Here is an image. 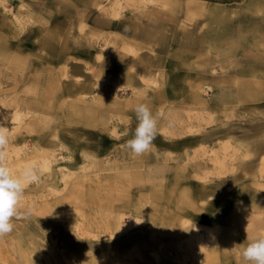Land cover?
I'll return each mask as SVG.
<instances>
[{"label": "rangeland", "instance_id": "rangeland-1", "mask_svg": "<svg viewBox=\"0 0 264 264\" xmlns=\"http://www.w3.org/2000/svg\"><path fill=\"white\" fill-rule=\"evenodd\" d=\"M253 1L0 0L6 163L42 168L0 264H248L264 236V98L236 93L239 78L264 82V67L248 71L264 49ZM210 15L225 20L216 40ZM141 103L158 134L134 156Z\"/></svg>", "mask_w": 264, "mask_h": 264}, {"label": "clouds", "instance_id": "clouds-1", "mask_svg": "<svg viewBox=\"0 0 264 264\" xmlns=\"http://www.w3.org/2000/svg\"><path fill=\"white\" fill-rule=\"evenodd\" d=\"M137 125L127 148L134 156H141L153 148L158 134V119L146 104L134 108ZM9 129L0 124V239L14 230L13 220L20 216L19 205L25 187L40 179L42 168L35 162L25 165L19 173H14L6 163ZM248 264H264V236H257L242 252Z\"/></svg>", "mask_w": 264, "mask_h": 264}, {"label": "bare ground", "instance_id": "bare-ground-1", "mask_svg": "<svg viewBox=\"0 0 264 264\" xmlns=\"http://www.w3.org/2000/svg\"><path fill=\"white\" fill-rule=\"evenodd\" d=\"M257 1H259V3H260V0H256V2H254V6L255 7H260V4L257 2ZM131 2V1H130ZM247 5H248V3H247ZM262 6H264V5H262ZM247 7V6H246ZM228 8V7H227ZM251 8H252V6H251ZM261 8V7H260ZM232 9V8H231ZM212 10V9H211ZM215 9H213L212 11H214ZM217 10V9H216ZM223 10V9H222ZM251 10V9H250ZM227 11V10H226ZM215 12V11H214ZM218 12V11H217ZM216 12V13H217ZM220 12H222L223 13V11H220ZM220 12H218V13H220ZM225 12V11H224ZM235 12V11H234ZM221 13V14H222ZM228 13H229V11H228ZM260 13V12H259ZM252 14H254L253 13V10H252ZM213 15H215V13L213 14ZM219 16H220V14H218ZM135 16V15H134ZM149 16V15H148ZM159 16V15H158ZM212 15H210V17H211ZM217 16V15H216ZM234 16H235V14H234ZM255 16H256V14H255ZM145 17V16H144ZM157 17V16H156ZM214 18H212V20L211 21H213V24H214V26H212V28H211V32H213V35H214V39L216 40V38H218L217 37V35L218 34H215V33H218V29L220 28V26H219V24L220 23H222V22H224L225 20L224 19H220L219 17H215V16H213ZM231 17H233V16H231ZM211 18H209V19H211ZM110 21H112L113 23L116 21V23H118V21H120V20H110ZM172 21H173V18H172ZM115 23V24H116ZM209 23V22H208ZM211 23V22H210ZM119 24V23H118ZM209 26V25H208ZM211 27V26H210ZM254 28H257L258 27V24H256V25H254L253 26ZM129 29V28H128ZM131 30V29H130ZM207 30H209V29H207ZM215 32V33H214ZM250 32H252V31H250ZM222 32H220L219 33V37H220V34H221ZM136 37L137 38H139V39H144V41L143 42H145L146 44H149V45H152V46H157V45H160V48L161 47H165V42H164V40H163V38H159V39H162V41L161 42H157V40H151L150 41V39H149V41H147L144 37H142V35L141 34H139L138 33V31L136 32ZM262 40H264V34H262L261 35V37H260ZM256 39H257V36H256ZM258 40H259V37H258ZM130 41V40H129ZM135 43V42H134ZM152 48V47H151ZM262 48H264V45H262ZM152 50V49H151ZM142 53H140V55H141ZM254 55L255 54H257L258 55V58H256V62H255V65L253 66L254 68H252V69H250V71L251 72H255V71H257L258 70V68L260 67V66H264V62H262V57H261V54H264V49H262L261 51H258V52H255V53H253ZM142 57H145V56H140L139 58H142ZM254 61V60H253ZM252 61V62H253ZM119 62V61H118ZM113 63V62H112ZM138 64V63H137ZM175 64V63H174ZM166 68V67H165ZM70 72V71H69ZM155 74V73H154ZM62 76V75H61ZM71 76V75H70ZM69 76V78H71ZM75 77V76H74ZM62 78V77H61ZM78 78V77H77ZM88 78V77H87ZM140 78V77H139ZM175 78H177V74L175 75V77H173V80H174V82L176 83V84H178V83H180V82H177V80L175 79ZM72 80V79H71ZM198 81V80H197ZM148 83H150V80H149V82ZM73 84V83H72ZM77 84V83H76ZM81 84V83H80ZM145 86V85H144ZM239 86L240 87H238L237 88V91H236V93H238V95H240L242 98H244V99H250V100H252L253 101V103H256L258 100H260V99H262V98H264V82H260V83H252V82H247V81H240L239 82ZM67 87V86H66ZM80 87V86H79ZM114 87V86H113ZM93 88H95V87H93ZM145 88H146V86H145ZM141 89H143V88H141ZM155 89V88H154ZM153 89V90H154ZM141 91V90H140ZM79 92H81V91H79ZM85 92V91H84ZM153 94V93H152ZM147 95V94H146ZM99 98V97H98ZM98 98H97V100H98ZM146 98H148V96H146ZM137 102V101H136ZM97 104V103H96ZM95 104V105H96ZM100 104V103H99ZM104 105V104H103ZM262 106H264V102H262V104H261ZM103 107V106H102ZM30 111V110H29ZM91 116V115H90ZM95 117H97V116H95ZM197 117V116H196ZM90 118V117H89ZM173 118V117H172ZM91 119V118H90ZM93 120V119H92ZM87 121V120H86ZM88 122V121H87ZM90 122V121H89ZM94 122V121H93ZM181 123V122H180ZM92 124V123H91ZM90 124V125H91ZM260 124H264V123H260ZM260 124H256V125H260ZM255 125V126H256ZM94 127V126H93ZM96 127V126H95ZM256 128V127H255ZM227 129V128H226ZM222 131H223V129H221ZM221 130H220V132H221ZM224 133H225V130L223 131ZM223 132H221V134H224ZM218 135H220V134H218ZM201 138V137H200ZM200 141V140H199ZM208 141V140H207ZM253 142L256 144V148L257 149H261V150H264V133H258V135H256L255 137H254V139H253ZM96 143H97V141H96ZM103 151V150H102ZM220 155V154H219ZM222 162V161H221ZM203 180V179H202ZM121 221V220H120ZM119 222V221H118ZM126 226L127 225H124V224H122L121 222L120 223H118V227H116V228H118L120 231H123V229H126ZM133 227V226H132ZM124 232V231H123ZM88 239V238H87ZM140 239V238H139ZM129 240V239H128ZM136 240V239H135ZM135 240H130V242L131 241H133V242H135ZM112 242V241H111ZM115 242H117V241H115ZM122 243H103V244H101V245H95V247H97V248H101V249H106V248H112L113 246L116 248V246H120ZM131 244H132V242H131ZM196 244V243H195ZM198 245V244H197ZM89 246V245H88ZM113 247V248H114ZM197 247V246H196ZM199 247H200V245H199ZM135 251V250H134ZM197 252H198V250H197ZM126 256V255H125ZM196 257V256H195ZM130 258V257H129ZM211 264V263H210Z\"/></svg>", "mask_w": 264, "mask_h": 264}, {"label": "crops", "instance_id": "crops-1", "mask_svg": "<svg viewBox=\"0 0 264 264\" xmlns=\"http://www.w3.org/2000/svg\"><path fill=\"white\" fill-rule=\"evenodd\" d=\"M84 1H89V0H84ZM171 20H172V18H171ZM117 24V23H116ZM189 32V31H188ZM138 41L139 40H141V41H137V43L139 44V45H141V42H143L144 41V39H139V38H137V37H135ZM145 38V37H144ZM147 41H149V39L148 38H145ZM148 46H150V48L151 49H154V48H156L157 49V47L156 46H152V45H149V44H147ZM166 45V44H165ZM262 67H264V66H262ZM252 68H254V67H251L250 69H252ZM250 69L248 70L250 73H256L257 71H255V72H251L250 71ZM262 69H264V68H262ZM243 73H249V72H247V71H245V70H243L242 71ZM262 74H264V73H262ZM240 81H247V82H251V80H249V79H237V82H240Z\"/></svg>", "mask_w": 264, "mask_h": 264}]
</instances>
